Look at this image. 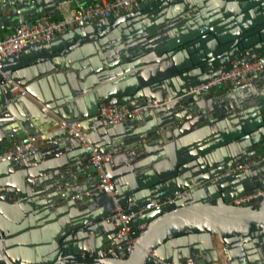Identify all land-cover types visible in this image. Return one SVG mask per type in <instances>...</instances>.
<instances>
[{"label":"water","instance_id":"95a60500","mask_svg":"<svg viewBox=\"0 0 264 264\" xmlns=\"http://www.w3.org/2000/svg\"><path fill=\"white\" fill-rule=\"evenodd\" d=\"M63 1L25 0L17 21L51 17ZM249 53L264 54V0H143L3 57L0 149L27 133L44 144L0 161V264H220L221 248L232 264H264V194L231 202L264 188V72L188 93ZM153 100L119 122L97 115L100 103ZM62 120L78 121L87 144ZM92 147L111 153L121 205L156 203L125 224L135 241L124 258L128 236H116L114 200L96 189ZM177 189L188 191L163 202Z\"/></svg>","mask_w":264,"mask_h":264},{"label":"built area","instance_id":"2783aa9c","mask_svg":"<svg viewBox=\"0 0 264 264\" xmlns=\"http://www.w3.org/2000/svg\"><path fill=\"white\" fill-rule=\"evenodd\" d=\"M25 0H0V12L4 11L9 6H15L22 4ZM143 0H92L86 2H78L72 4L71 0H66L65 5L61 2L56 11L58 13L57 18H51L49 16L40 15L37 19L29 22L6 24L0 23V69L3 66L1 59L10 54H16L23 47L49 40L52 36L58 33L65 32L69 28L77 25H83L85 22L93 19H102L108 17L114 12H121L130 10L137 7ZM264 72V54L257 56L256 53L242 54L239 58L232 61V65L221 71L215 77L188 88V93L199 90L202 88H208L212 85H216L221 82H230L231 84H239L251 80L255 75ZM10 70L3 72V80L12 84V92L18 94H28L23 88L18 86L10 78ZM156 101L153 100L151 104H145L133 109H129L123 104H111L105 105L100 103L97 108V115L100 118L106 119L109 123L119 122L127 117L133 116L139 112H142L150 106H155ZM45 110V109H44ZM62 127L66 128V131L74 137H77L82 144H87V140L82 133L78 121H64L60 122ZM44 144L42 136L32 133H27L19 138L10 140V142L0 149V161L3 160H16L27 155L33 154L37 151L38 147ZM111 157L110 152H102L97 147H92L90 151V163L93 167L95 175L98 177L96 184L97 190H102L111 195L114 200V208L110 214L114 215V223L121 221L123 227L119 228L116 232L117 237H121L122 234H127V243L124 247L117 245V256L119 258L126 257L133 249L135 237L131 235L129 229L125 224L133 217L141 214L146 209L155 205V200L139 205L137 210H131L133 202L126 200L123 205L118 202V199L114 197L116 189L114 187V181L111 179L106 167L105 162ZM264 158V157H263ZM256 160L251 159L245 163H236L232 168H226L223 172L225 175L236 169H245ZM188 189H177L170 192L164 197L163 202H172L176 197L186 194ZM86 194H91L89 191ZM264 194V188H257L253 193L242 195L234 198L231 202L234 204H241L247 202H254V198L258 195ZM110 216V215H109ZM108 218V217H107ZM144 223L138 224L137 229L143 228ZM112 249H109L111 251ZM220 264H232L230 257L225 249L219 250ZM161 264H173V263H161ZM186 264H193L189 258L186 260ZM209 264H218L216 262Z\"/></svg>","mask_w":264,"mask_h":264},{"label":"crops","instance_id":"0c3cea01","mask_svg":"<svg viewBox=\"0 0 264 264\" xmlns=\"http://www.w3.org/2000/svg\"><path fill=\"white\" fill-rule=\"evenodd\" d=\"M65 4H66V2H63V5H65ZM56 12L57 11L55 10V13ZM7 15H10V17L12 19L11 25L18 23L14 6H9L4 11L0 12V23L3 22L2 18L5 17V16H7ZM217 241H218V239L214 237V243H216Z\"/></svg>","mask_w":264,"mask_h":264},{"label":"rangeland","instance_id":"374dc122","mask_svg":"<svg viewBox=\"0 0 264 264\" xmlns=\"http://www.w3.org/2000/svg\"><path fill=\"white\" fill-rule=\"evenodd\" d=\"M57 18L58 17V13L56 12L53 16H51V18Z\"/></svg>","mask_w":264,"mask_h":264},{"label":"trees","instance_id":"16d2710c","mask_svg":"<svg viewBox=\"0 0 264 264\" xmlns=\"http://www.w3.org/2000/svg\"><path fill=\"white\" fill-rule=\"evenodd\" d=\"M55 14V13H54ZM56 18V17H55Z\"/></svg>","mask_w":264,"mask_h":264}]
</instances>
